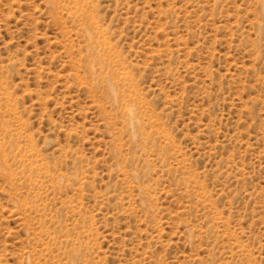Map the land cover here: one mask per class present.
I'll return each instance as SVG.
<instances>
[{
	"label": "rangeland",
	"instance_id": "rangeland-1",
	"mask_svg": "<svg viewBox=\"0 0 264 264\" xmlns=\"http://www.w3.org/2000/svg\"><path fill=\"white\" fill-rule=\"evenodd\" d=\"M0 264H264V0H0Z\"/></svg>",
	"mask_w": 264,
	"mask_h": 264
}]
</instances>
